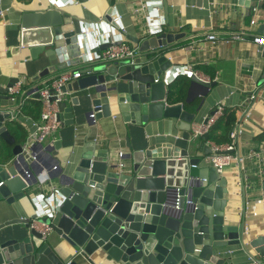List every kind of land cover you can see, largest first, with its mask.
I'll return each instance as SVG.
<instances>
[{
    "label": "water",
    "instance_id": "1",
    "mask_svg": "<svg viewBox=\"0 0 264 264\" xmlns=\"http://www.w3.org/2000/svg\"><path fill=\"white\" fill-rule=\"evenodd\" d=\"M238 2L250 5L248 0ZM68 18L48 9L23 12L11 22L5 43L14 34L19 47L31 51L34 62H40V55L46 58L48 65L35 80L67 71L78 57L73 45L80 38ZM183 37L162 33L137 39L133 55L86 63L79 68L82 77L63 92L88 90L98 107L97 121L110 118L116 110L125 123L145 125L167 117L177 120L178 129L191 131L196 115L184 109L183 103L167 104L171 94L167 78L174 66L168 54ZM122 43L111 42L101 49ZM60 75L51 76L46 83ZM191 82L186 103L191 101L194 87L201 86L204 91L200 95L204 96L215 85L195 76ZM39 88L23 92L17 108H4L2 101L10 97L0 95V142L13 147L14 157L8 165L0 164V199L14 204L26 190L40 186L37 176L46 172L59 187L55 186L56 209L42 220L52 233L43 236L32 228V220L0 224V264H92L93 257L114 264H225L223 250L237 245L250 258L248 264H264V233L248 238L247 244L244 222L240 226L226 224L230 196L226 179L215 169L205 179L193 176L196 165L192 158L171 143H128L122 165L114 160L112 147L96 149L94 142L89 143L73 164L53 173L38 156L49 148L42 143L16 144L5 124L11 112L21 108L26 93L39 99ZM59 111L60 120L62 113L69 114L71 122L65 125L74 123L72 108L65 101L59 103ZM209 138V133L202 135L200 144L207 155L211 154L206 145ZM17 224H25V230L13 229ZM65 244L75 251L69 261L57 252Z\"/></svg>",
    "mask_w": 264,
    "mask_h": 264
},
{
    "label": "crops",
    "instance_id": "2",
    "mask_svg": "<svg viewBox=\"0 0 264 264\" xmlns=\"http://www.w3.org/2000/svg\"><path fill=\"white\" fill-rule=\"evenodd\" d=\"M142 4L146 5L145 10L141 9ZM48 9L67 14L70 27H74L79 35L80 42L73 45L79 55L72 61L68 69L70 71H77L88 62L98 61L97 58L105 51L101 48L111 42L123 41L135 47V40L147 39L149 35H184L180 44L168 54L174 66L167 78V88H174L177 102L183 103L184 109L196 115L193 128L204 123L219 106L224 109V113L230 112L234 120L230 130L218 128L221 117L216 122L218 125L213 126L217 127L215 135L221 142L219 146L227 144L225 140L231 138L235 125L241 126L239 152L245 157L243 172L234 165L227 167L221 174L217 172L228 183L230 196L225 207L226 224L240 226L244 222L248 234L245 238L247 244L248 238L263 234L264 49L260 50L254 40L264 35V0L251 1L249 6L241 5L238 0H0V95L10 97L2 101L4 108H17L22 92L36 86L41 88L50 83H46L48 78L61 74L58 71L35 80L48 65L46 58L40 55V62H34L31 51L21 49L14 34L5 43L11 22L20 19L23 12ZM210 34L216 35L217 42L207 39ZM189 66H193L215 85L204 96L200 95L204 91L201 86L194 87L191 101L186 103L192 83L191 76L187 74ZM23 78H26L27 83L22 86L16 101H13L7 91L8 86H13L15 80ZM32 98H24L23 104ZM65 102L72 108L71 120L74 123L65 125L64 122L71 121L68 113H62L61 128L42 143L49 148V152L38 153L40 161L50 166V170L54 165L69 167L80 157L83 149L93 142L96 149L112 147L114 160L121 165L123 161L120 154H126L128 143L133 146L140 141H149L171 143L174 148L187 151L196 165L192 167L195 177L205 179L214 173L207 161V154H204L205 148L203 150L200 146L202 136L193 138L192 130L178 129L176 119L163 117L145 125H137L133 121L125 123L118 111L112 110L110 118L101 117L94 126H90L88 114L94 108V97L88 90H71ZM167 104L174 105L170 98ZM40 107L34 117L26 115L22 109L11 112L15 119L12 120L11 116L5 124L12 121L19 126L11 132L17 139L16 144L26 145L30 142L36 124L41 123ZM212 143L215 144L209 138L206 145L211 147ZM12 149L0 142V164L11 163L14 158ZM6 158H10V162H6ZM55 186L58 187L56 181L33 186L14 204H8L6 199L1 198L0 224L15 219L33 221L43 209L49 208L46 198ZM12 228L25 230V224H17ZM243 251L241 245L230 246L223 250L221 257L226 260L225 264H248L251 260ZM57 252L65 261L75 255V251L67 244L59 247ZM92 264L114 263L93 257Z\"/></svg>",
    "mask_w": 264,
    "mask_h": 264
},
{
    "label": "built area",
    "instance_id": "3",
    "mask_svg": "<svg viewBox=\"0 0 264 264\" xmlns=\"http://www.w3.org/2000/svg\"><path fill=\"white\" fill-rule=\"evenodd\" d=\"M248 1H256V0H248ZM142 10L146 9V5L142 4ZM254 23V22H253ZM235 38H240L239 36H235ZM207 39L212 41L213 43L217 42V37L215 34H210L207 36ZM255 44L259 47H264V35L260 36V38H255ZM136 47L131 46L126 43H122L121 45H113L109 49L105 50L97 59L98 61H106L112 60L116 58H122L125 56L133 55L136 52ZM187 74L190 76H195L196 78L211 83V80L203 77L198 71H196L193 66H189L187 70ZM82 77V73L80 70L77 71H64L61 72V75L51 81L49 84L43 85V87L39 88V101L42 106V113L40 116L41 123L36 124V131L31 135L30 142L26 144V146H31L35 143H43L48 136L52 133L56 132L62 126V120L59 119L60 111H59V103L66 100L67 93L63 92V88L68 84L73 83L74 81L80 79ZM27 83L26 78L18 80L12 87L8 89L9 95L13 101H16L18 95L23 89L22 86ZM23 93V92H22ZM33 94L30 92L26 93L24 98H30ZM23 104V102H22ZM98 107H94L93 110L89 113L88 117L93 122L96 123V115L99 111H97ZM224 115V109L219 106L216 108L213 115L206 118L205 122L200 126L192 128L193 138L198 136H202L206 133H209L211 128L216 124L218 118ZM12 120L15 119L14 116L11 117ZM242 133V129L240 125H235L231 132V140L225 146H219L212 143L211 146V154L207 155L208 163L215 169L218 173H223V171L230 166H237L239 170L243 172L244 170V162L245 157L242 156L239 152V140L240 135ZM123 154H120L122 157ZM122 165V164H121ZM53 172L59 171V166L54 165L51 169ZM28 177L29 174H28ZM39 184L43 185L50 181L49 175L44 172L37 176ZM3 183L0 184L2 186ZM56 199H57V190L54 188L51 195H49L46 200L49 203V208L47 210H42L40 215L37 216L36 219L32 221V228L39 231L43 236L51 233L52 228L50 225H47L42 222V220L46 217L52 215L54 209H56ZM70 263V262H69Z\"/></svg>",
    "mask_w": 264,
    "mask_h": 264
},
{
    "label": "trees",
    "instance_id": "4",
    "mask_svg": "<svg viewBox=\"0 0 264 264\" xmlns=\"http://www.w3.org/2000/svg\"><path fill=\"white\" fill-rule=\"evenodd\" d=\"M180 81L182 82L183 79H180ZM170 92H171V94H170V102H172L174 104L178 103L177 102L178 101V99H177L178 96L174 97V95H175L174 88L170 89ZM40 106H41L40 101L38 99L32 98L30 102H27V101L24 102V104H22L20 109H22V112L25 113L26 115L34 117L36 112L39 111V107ZM40 112L42 113V109H41ZM229 113H226V112L224 113V115L220 118L221 120L218 123L219 125L216 123L218 125V128H221L224 131L230 130V128H232V125H234V120L232 119L231 115H229ZM12 123H13L12 121L7 123V126H8V129H9L10 133L12 132L14 127H19L18 125H16V123H13V124ZM214 128L215 127H212L211 130L209 131L210 140H212L215 144L220 145L221 142L217 139V137L215 135V131H216L217 127L215 129ZM230 140H231V138H227L225 140V142L229 143ZM5 160H6V162H8V161L10 162V158H9V160L7 158Z\"/></svg>",
    "mask_w": 264,
    "mask_h": 264
}]
</instances>
